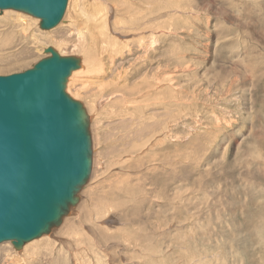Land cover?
I'll list each match as a JSON object with an SVG mask.
<instances>
[{"label":"rangeland","instance_id":"rangeland-1","mask_svg":"<svg viewBox=\"0 0 264 264\" xmlns=\"http://www.w3.org/2000/svg\"><path fill=\"white\" fill-rule=\"evenodd\" d=\"M113 4L119 34L156 32L151 76L129 87L143 96L114 108L68 94L88 116L90 176L60 226L19 251L1 243L0 264H264V0ZM79 14L44 31L0 11V76L32 68L47 47L87 64Z\"/></svg>","mask_w":264,"mask_h":264},{"label":"water","instance_id":"water-1","mask_svg":"<svg viewBox=\"0 0 264 264\" xmlns=\"http://www.w3.org/2000/svg\"><path fill=\"white\" fill-rule=\"evenodd\" d=\"M67 0H0V11L40 19L51 30ZM47 57L20 73L0 76V244L14 250L47 234L78 201L92 166L89 120L65 93L79 58Z\"/></svg>","mask_w":264,"mask_h":264},{"label":"bare ground","instance_id":"bare-ground-1","mask_svg":"<svg viewBox=\"0 0 264 264\" xmlns=\"http://www.w3.org/2000/svg\"><path fill=\"white\" fill-rule=\"evenodd\" d=\"M81 1L82 0H67L65 13H67L69 8L70 9L74 8V10H76L77 12L80 13L79 14V20L75 19L78 21V23H76L74 25V27L72 26L74 28L73 32H74V34L76 33L75 37L77 38V42H78L77 46L79 44V47L81 48V50L85 51V54L87 53L88 56H90L91 58L88 57L89 58L88 59L86 57L89 61V62L86 61V62H88L87 64H83L82 62H84V61L80 60L79 67L76 70L71 72V74L67 78V81H66L67 84H65L66 92H67L66 94L67 95L70 94L73 97H81L82 96V98L85 99L87 103H90V101L92 102V98L94 97L95 99H93V100H95L96 102L99 99L100 102L112 101V104H114L113 101L115 102L117 100H120L123 103L129 104V102L131 101L129 98L131 93L136 91L140 95L143 96V93L141 92L142 90L140 89L141 85H139L140 87H138L137 86L138 84L135 83L136 87H131V89L129 87L134 82V79L141 72H143V71L147 72L148 71L147 74H149V75L151 74L149 72L150 66H148L149 65L148 62H149V59L151 57V50L153 51V49H152L153 34L156 32L152 33L151 31H149V29L147 32L146 31L144 32V30L142 28H140L143 30V31L141 30L142 33H144L142 36L140 33L138 34V32H139L138 31L137 33H134V34L132 33L133 35H130L134 39H131V38L128 39L127 37L129 35H125L124 33L119 34L118 32H116L114 30L115 27L120 25V23H121L117 20V18L118 19L121 18V20H122L124 17H122L121 15L119 16V14H121V13L117 14V11H116L117 6L114 4H113L114 6L112 5V0H91L90 7L87 9H84V8L82 9V5L84 3H83V1L82 2ZM122 1H124V0H122ZM87 2H88V0H87ZM122 8L123 7H121V9ZM151 10H153V9H151ZM9 11H15V10H9ZM70 11H72V10H70ZM16 12H18V11H16ZM20 13H22V12H20ZM74 13H76V12L74 11ZM26 15H28V14H26ZM124 15H126V14H124ZM114 18L117 20V22L113 21ZM35 19L39 20V23H40V19H38V18H35ZM150 19L153 20L154 16H153V18H150ZM61 20H62V18H61ZM61 20H60V22H61ZM21 21L25 22V20H23V19ZM142 21L143 22L146 21V23H148V21H150V20L149 19L146 20V18H142ZM141 26L143 27V24ZM118 28H119L118 30H120V27H118ZM69 29H70V27H69ZM128 29H130V28L128 27ZM136 29H138V28H136ZM136 29L132 28V30H135V31H136ZM130 30H128V31H130ZM44 31H48V30H44ZM71 32H72V30H71ZM127 34H128V32H127ZM115 35H116L115 38L117 40H119V38H117V36L122 38V40H120V41H122V43L117 42L116 39L113 38ZM138 35H140L141 37L139 38V40H136ZM141 61H142V64L140 65ZM163 73H164V71H163ZM143 74H146V73L144 72ZM139 78H141V77H139ZM137 82H139V81L137 80ZM142 84H144V83H142ZM144 85H146V84H144ZM144 85H142V86H144ZM148 86L149 85L147 84V87ZM148 94H149V92H148ZM121 102L118 105L119 109L121 106ZM114 105H115L114 108H116V104H114ZM123 108H125V107H123ZM117 110H118V108H117ZM152 125H156V124H152ZM156 127H157V125H156ZM148 129H149V127H148ZM158 142H160V141H158ZM91 168H92V166H91ZM119 192H121V191H119ZM77 203H78V201H77ZM105 203H108V202H105ZM76 204L74 206H76ZM94 204H96V203H94ZM74 206H72V207H74ZM93 207H94L93 210H95V211H93L92 213H94L95 215L99 214L101 207H97L95 205ZM87 211H88V209L84 212L86 213ZM54 228H56V227H54ZM54 228H52V229H54ZM52 229H50V231L45 235H48ZM38 239H41V238H38ZM34 241H36V240L34 239ZM34 241H31V242H34ZM7 242L11 243V241H7ZM6 244L7 243H5L4 245H6Z\"/></svg>","mask_w":264,"mask_h":264}]
</instances>
